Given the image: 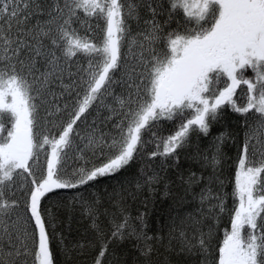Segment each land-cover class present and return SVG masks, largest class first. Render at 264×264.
<instances>
[{
	"label": "snow or ice",
	"instance_id": "1",
	"mask_svg": "<svg viewBox=\"0 0 264 264\" xmlns=\"http://www.w3.org/2000/svg\"><path fill=\"white\" fill-rule=\"evenodd\" d=\"M225 109L242 117L238 141L211 135ZM194 136L209 148L188 152ZM133 163L114 211L85 198ZM161 185L178 204L198 202L169 217L166 236L127 209ZM60 190H76L94 239L65 242ZM126 241L139 264H155L158 246L199 264H264V0H0V264H56L57 249L97 245L93 264H125L115 246Z\"/></svg>",
	"mask_w": 264,
	"mask_h": 264
},
{
	"label": "trees",
	"instance_id": "2",
	"mask_svg": "<svg viewBox=\"0 0 264 264\" xmlns=\"http://www.w3.org/2000/svg\"><path fill=\"white\" fill-rule=\"evenodd\" d=\"M240 117L238 114L233 113L232 111L225 109L224 116L222 120L215 124L212 128V136L218 135L221 132H228L234 136L238 141L242 139V129L240 128ZM171 127L168 126L166 131H170ZM196 145L199 146L200 151H206L210 145V137H193V147L188 149V152H195ZM223 151L227 154L228 157L234 158L236 155V149L232 140L227 141L223 146ZM229 165H231V160H229ZM181 167L185 171L188 168H191L193 171H196L198 174L201 169L199 164L194 163L190 159H186L183 155L181 157ZM140 165L138 163H133L127 169L122 170L117 173L114 177H105L94 183V186L89 188L84 196L86 199L98 198L100 201V207L102 209L111 208L109 201L111 198L121 191V186L130 187V183L138 174ZM229 180L234 178V166H229L225 169L224 173ZM170 177L175 180V171L169 170ZM232 190V184L229 183L227 191ZM76 190H60L58 196H55L54 199L58 200L62 207L58 209V216L60 220L59 230L63 231L66 239V243L71 246L77 241L81 240H91L95 237L94 230L91 229L90 218L83 214V208L78 203L71 202L73 193ZM173 192H179L180 189L176 184L172 185ZM194 192L199 191L198 188L193 189ZM147 199L148 203L145 206L141 201ZM229 206H231V199H229ZM198 208V202L193 200L191 197H188L184 202L177 203L176 199L173 196H164L163 186H160L159 191L155 194V197L142 196L135 200L127 201V209L130 216L133 218L132 222L138 224V221L135 220V217L141 212H146L147 222H148V232L150 234H162L167 235L168 224L170 223L169 217H184L189 213L195 214ZM119 219V217H117ZM102 227L105 230L110 228L108 218L105 216L100 217L99 221ZM228 218L227 216L221 217L220 224L217 231L214 235V250L215 247L219 246L223 240V231L227 228ZM131 241H126L122 244L116 245V252L121 254V259L125 264H139V254L132 247ZM112 247L110 246V251ZM99 246L90 248L86 250L83 254L79 253V250L73 251L71 256H65V254L60 250H55V260L56 264H93V258L98 254ZM108 259V257H105ZM155 264H199L202 257L200 256H184L176 255L175 252L166 251L163 246H158L157 253L153 257Z\"/></svg>",
	"mask_w": 264,
	"mask_h": 264
}]
</instances>
